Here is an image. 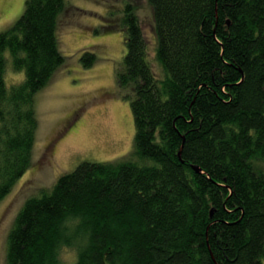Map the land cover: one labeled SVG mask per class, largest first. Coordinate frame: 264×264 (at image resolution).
I'll list each match as a JSON object with an SVG mask.
<instances>
[{
	"label": "trees",
	"instance_id": "obj_1",
	"mask_svg": "<svg viewBox=\"0 0 264 264\" xmlns=\"http://www.w3.org/2000/svg\"><path fill=\"white\" fill-rule=\"evenodd\" d=\"M153 58L135 6L119 24L133 149L80 161L27 197L6 264H262L264 0H148ZM66 0H25L0 31V200L30 167L35 94L64 56ZM90 66L95 54L80 57ZM21 72L7 83L6 72ZM180 150V156L178 152ZM193 165L200 168L197 172Z\"/></svg>",
	"mask_w": 264,
	"mask_h": 264
},
{
	"label": "rangeland",
	"instance_id": "obj_2",
	"mask_svg": "<svg viewBox=\"0 0 264 264\" xmlns=\"http://www.w3.org/2000/svg\"><path fill=\"white\" fill-rule=\"evenodd\" d=\"M24 1L0 0V31L18 18ZM126 2L135 6L149 39L152 61L148 0H66L69 9L61 15L57 29L58 46L65 60L35 94L39 124L32 163L0 200V264H6L7 237L27 197L52 186L62 173L82 160H115L133 149L134 123L129 99L125 98L130 92L115 82V69L125 54L123 31L105 30L106 26L119 24L117 18ZM84 49L95 54L90 66H84L80 59ZM22 75L8 69L6 81L13 83ZM49 142L52 151L44 160L42 154ZM60 256L65 264H73L75 259L69 248H63Z\"/></svg>",
	"mask_w": 264,
	"mask_h": 264
},
{
	"label": "flooded vegetation",
	"instance_id": "obj_3",
	"mask_svg": "<svg viewBox=\"0 0 264 264\" xmlns=\"http://www.w3.org/2000/svg\"><path fill=\"white\" fill-rule=\"evenodd\" d=\"M51 141H53V140H51ZM52 144L49 142L48 144H47V146H46V151H44L43 152V154H42V158L44 159V160H46V156H49L50 155V149H51V151H52Z\"/></svg>",
	"mask_w": 264,
	"mask_h": 264
},
{
	"label": "water",
	"instance_id": "obj_4",
	"mask_svg": "<svg viewBox=\"0 0 264 264\" xmlns=\"http://www.w3.org/2000/svg\"><path fill=\"white\" fill-rule=\"evenodd\" d=\"M178 156H180V150L178 152ZM193 168L197 171V172H200V168L196 165H193Z\"/></svg>",
	"mask_w": 264,
	"mask_h": 264
}]
</instances>
